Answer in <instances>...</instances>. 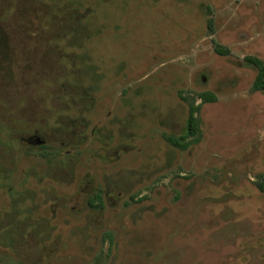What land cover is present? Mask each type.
<instances>
[{
    "label": "rangeland",
    "instance_id": "374dc122",
    "mask_svg": "<svg viewBox=\"0 0 264 264\" xmlns=\"http://www.w3.org/2000/svg\"><path fill=\"white\" fill-rule=\"evenodd\" d=\"M247 56L264 0H0V264H264Z\"/></svg>",
    "mask_w": 264,
    "mask_h": 264
},
{
    "label": "trees",
    "instance_id": "16d2710c",
    "mask_svg": "<svg viewBox=\"0 0 264 264\" xmlns=\"http://www.w3.org/2000/svg\"><path fill=\"white\" fill-rule=\"evenodd\" d=\"M209 27H212V19L208 22ZM218 53L228 55L230 51L221 46L216 47ZM245 62L255 66L258 70L257 77L253 83L252 90L264 91V62L257 57L247 56ZM189 104V112L186 124V133L181 136L172 134L164 135L165 140L172 146L181 150H186L188 147L195 142H199L202 137V130L200 126V112L203 103H210L217 101V96L212 91H203L197 94V97L186 98L182 96ZM200 100L198 102L197 100ZM264 177V175H262ZM260 190L264 192V183L258 185Z\"/></svg>",
    "mask_w": 264,
    "mask_h": 264
}]
</instances>
